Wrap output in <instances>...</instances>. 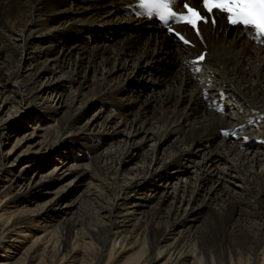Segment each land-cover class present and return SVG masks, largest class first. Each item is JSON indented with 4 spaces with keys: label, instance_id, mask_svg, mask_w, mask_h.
<instances>
[{
    "label": "bare ground",
    "instance_id": "6f19581e",
    "mask_svg": "<svg viewBox=\"0 0 264 264\" xmlns=\"http://www.w3.org/2000/svg\"><path fill=\"white\" fill-rule=\"evenodd\" d=\"M126 4L0 0V264H102L110 243L126 264L226 263L239 249L264 264V49L204 28L194 76L185 62L203 47ZM252 119L258 130L222 134Z\"/></svg>",
    "mask_w": 264,
    "mask_h": 264
},
{
    "label": "snow or ice",
    "instance_id": "6c2138e0",
    "mask_svg": "<svg viewBox=\"0 0 264 264\" xmlns=\"http://www.w3.org/2000/svg\"><path fill=\"white\" fill-rule=\"evenodd\" d=\"M139 7L143 10L142 15L146 18L156 17L167 26V30L184 45H190V41L178 31L174 32L170 21L183 24L189 30L201 36V26L209 22L215 26L217 16L222 14L229 25L243 26L246 31L254 33L253 38L264 44V0H197L196 5L183 3V12H177L175 6L177 0H138ZM202 8L203 12L200 10ZM206 59L205 54H200L193 64L198 65ZM193 71H201L199 66ZM207 95V94H206ZM224 111L223 108H217ZM225 136L233 135L229 132Z\"/></svg>",
    "mask_w": 264,
    "mask_h": 264
},
{
    "label": "rangeland",
    "instance_id": "374dc122",
    "mask_svg": "<svg viewBox=\"0 0 264 264\" xmlns=\"http://www.w3.org/2000/svg\"><path fill=\"white\" fill-rule=\"evenodd\" d=\"M51 3V2H50ZM232 34H233V31H231V36H232ZM123 38V37H122ZM172 66V65H171ZM174 66H172V68H173ZM73 91H75V88L73 89ZM72 92V91H71ZM74 93V92H73ZM73 95V94H72ZM127 105H128V103H127ZM95 107H97V106H95ZM98 108V107H97ZM23 110V109H22ZM25 110V109H24ZM96 110H98L99 111V109H96ZM96 110H93V111H91V112H89L88 113V115L86 116V119H90V118H92V117H94L95 116V112H96ZM112 111V110H111ZM19 112H21V111H19ZM19 112L17 113V115L16 116H18V117H20V115H19ZM26 112V111H25ZM102 113V112H101ZM112 114L113 113H115L116 114V112L115 111H112L111 112ZM107 114V112L105 113V115ZM115 114H113V115H115ZM14 115V114H13ZM85 119V120H86ZM20 124H22V127L23 128H21L20 127V131H18L17 132V136H19L20 135V137L21 136H23L24 134H25V132H26V130H29V128H28V126H30V125H32V123L30 122V121H23V119H20ZM118 121H121L120 123H122V122H124L123 121V119H120V118H118ZM36 123H38L37 121H35L33 124L34 125H36ZM15 136V134L11 137V139L13 138ZM75 140V137L74 138H70L69 139V143L71 144V143H73V141ZM14 142H15V138H13L11 141H8L7 142V145H6V147L4 148V152L6 153L7 152V150L8 149H11L14 145ZM148 145H150V143H146L145 144V148L142 150V152H140L139 154V156H136L134 159H133V162L132 163H130V162H128V163H126V167H133L134 165L133 164H135V163H137V161L138 160H142V154L146 151V150H151V149H149V147H148ZM107 146H102L100 149H99V152H103L104 151V149L106 148ZM77 153V155L79 154V152H76ZM80 155H81V153H80ZM53 157V156H52ZM53 160V159H52ZM55 163V162H54ZM130 164V165H129ZM140 165V164H139ZM52 165H50L49 167H47L45 170H44V172H46L47 173V171L50 169V167H51ZM22 167V165L20 166V167H18V170H20V168ZM173 169V168H172ZM171 169V170H172ZM170 173V172H169ZM181 179H182V182H180V184L182 183V185L184 184V181H185V176H181ZM186 182V181H185ZM172 183H178V181L177 180H173L172 181ZM43 202V201H42ZM6 209H8V208H5V207H3V208H1L0 209V226L1 225H3L6 221H7V215L9 214V212H8V210H6ZM211 211L212 210H208V212H207V215L209 216L210 215V213H211ZM10 212H11V210H10ZM110 250H111V243L109 244V246H108V248H107V252L105 253V256H106V258L103 260V262H102V264H126V259L125 260H123V261H119V259L116 257V254H117V249H115V250H113V252H112V254H110V256H109V252H110ZM99 251V247L97 246L96 247V252H98ZM230 252V253H229ZM231 252H232V255H230L231 254ZM237 252V253H236ZM234 251V250H227V252H226V254H225V257H226V263L225 262H220V263H222V264H251V255L249 254V253H247V252H245L243 249H239V250H237V251ZM239 252H240V254L242 255H240L239 254ZM99 253V252H98ZM229 253V254H228ZM237 255V256H236ZM229 256V257H228ZM238 256H240V257H238ZM141 262V261H140ZM216 263V262H215ZM214 263V264H215ZM219 262H217V264H220ZM92 264H95V263H92ZM202 264H205V262H203L202 261Z\"/></svg>",
    "mask_w": 264,
    "mask_h": 264
}]
</instances>
